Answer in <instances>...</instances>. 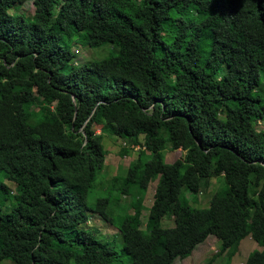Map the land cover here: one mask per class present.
Wrapping results in <instances>:
<instances>
[{
	"label": "trees",
	"instance_id": "obj_1",
	"mask_svg": "<svg viewBox=\"0 0 264 264\" xmlns=\"http://www.w3.org/2000/svg\"><path fill=\"white\" fill-rule=\"evenodd\" d=\"M27 1L0 0V176L15 187L0 179V264H174L209 236L219 255L250 236L262 250L244 264H264V0H33L32 17L11 13ZM74 37L115 54L71 65ZM104 136L139 149L112 178L133 198L118 221L110 198L87 204ZM167 145L183 157L165 163ZM218 177L207 208L182 196ZM91 213L118 222L127 263L80 228Z\"/></svg>",
	"mask_w": 264,
	"mask_h": 264
},
{
	"label": "rangeland",
	"instance_id": "obj_2",
	"mask_svg": "<svg viewBox=\"0 0 264 264\" xmlns=\"http://www.w3.org/2000/svg\"><path fill=\"white\" fill-rule=\"evenodd\" d=\"M35 5L33 0H28L22 6L15 7L11 13L25 14L32 17ZM70 52L72 54L71 65L82 66L88 65L92 62L101 61L107 57L115 54V50L111 45H103L97 48H89L82 44L76 37L73 38L70 44ZM260 86L256 90L257 95L264 100V77L261 76ZM257 131L264 132V121L261 120L256 124ZM98 132V131H97ZM142 141V138H140ZM101 145L105 152V162L102 171L97 175L95 186L87 197V204L89 209H93L94 203L99 198H110L111 203L109 212L114 216L115 221H118L130 209V202L133 198L129 196H119L110 188L112 178L115 176H124L127 172L129 164L135 161L138 153L137 147H131L125 140L117 137L104 136ZM125 147L128 153L124 156L121 155L122 148ZM165 163H173L183 157L184 152L181 150L173 151L170 146L161 152ZM2 182L15 193V187L8 180L0 176ZM156 182H151L143 194V210L141 215V229L145 228L149 208L153 202V194ZM225 183L223 178H211L209 185L202 188L198 195H193L188 191H183L182 196L188 200L189 205L197 209H205L208 207L210 199L218 190H225ZM10 206V201L7 202ZM117 225L111 226L106 223L97 214H89L87 222L80 226L83 231L92 234L96 239L109 243L114 250L119 254V261L127 263L128 257L121 254L122 240L118 232ZM161 226L173 227L172 219L165 217L161 221ZM220 243L214 236H209L205 242L195 247L191 255L185 259H176L174 264H206L213 257V264H244L246 259L253 252L262 250V247L250 236L241 238L235 248L227 250L226 253L219 255ZM2 264H11L9 261H4Z\"/></svg>",
	"mask_w": 264,
	"mask_h": 264
},
{
	"label": "water",
	"instance_id": "obj_3",
	"mask_svg": "<svg viewBox=\"0 0 264 264\" xmlns=\"http://www.w3.org/2000/svg\"><path fill=\"white\" fill-rule=\"evenodd\" d=\"M198 145H199V142H198Z\"/></svg>",
	"mask_w": 264,
	"mask_h": 264
},
{
	"label": "built area",
	"instance_id": "obj_4",
	"mask_svg": "<svg viewBox=\"0 0 264 264\" xmlns=\"http://www.w3.org/2000/svg\"><path fill=\"white\" fill-rule=\"evenodd\" d=\"M138 148V147H137Z\"/></svg>",
	"mask_w": 264,
	"mask_h": 264
}]
</instances>
